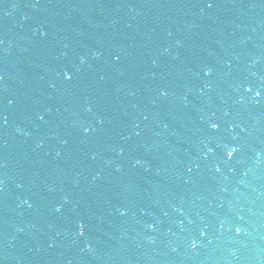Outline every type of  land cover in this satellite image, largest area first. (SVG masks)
<instances>
[{
    "label": "water",
    "instance_id": "95a60500",
    "mask_svg": "<svg viewBox=\"0 0 264 264\" xmlns=\"http://www.w3.org/2000/svg\"><path fill=\"white\" fill-rule=\"evenodd\" d=\"M0 264H264V0H0Z\"/></svg>",
    "mask_w": 264,
    "mask_h": 264
},
{
    "label": "snow or ice",
    "instance_id": "6c2138e0",
    "mask_svg": "<svg viewBox=\"0 0 264 264\" xmlns=\"http://www.w3.org/2000/svg\"><path fill=\"white\" fill-rule=\"evenodd\" d=\"M257 95H259V93H257ZM212 127L215 128V127H217V125H216V124H213ZM227 155L232 156V155H233V151H229V152L227 153Z\"/></svg>",
    "mask_w": 264,
    "mask_h": 264
}]
</instances>
